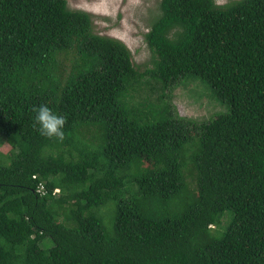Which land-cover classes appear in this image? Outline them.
Returning <instances> with one entry per match:
<instances>
[{
	"label": "trees",
	"instance_id": "16d2710c",
	"mask_svg": "<svg viewBox=\"0 0 264 264\" xmlns=\"http://www.w3.org/2000/svg\"><path fill=\"white\" fill-rule=\"evenodd\" d=\"M160 10L141 70L68 0H0V264H264V0ZM198 78L206 121L170 94Z\"/></svg>",
	"mask_w": 264,
	"mask_h": 264
},
{
	"label": "rangeland",
	"instance_id": "374dc122",
	"mask_svg": "<svg viewBox=\"0 0 264 264\" xmlns=\"http://www.w3.org/2000/svg\"><path fill=\"white\" fill-rule=\"evenodd\" d=\"M216 1L226 4L232 0ZM68 3L71 9L84 10L93 16L96 32L127 44L137 68L144 70L152 67L146 33L161 13L160 0H68ZM198 80L185 81L184 84L180 82L171 90L172 101L179 113L198 121H206L225 112L227 107L212 97L207 82L201 78ZM8 144L0 132V150L10 151ZM0 163H11L10 155L0 152Z\"/></svg>",
	"mask_w": 264,
	"mask_h": 264
},
{
	"label": "clouds",
	"instance_id": "9594fccd",
	"mask_svg": "<svg viewBox=\"0 0 264 264\" xmlns=\"http://www.w3.org/2000/svg\"><path fill=\"white\" fill-rule=\"evenodd\" d=\"M34 111L36 112L35 121L39 124L41 133L48 137L55 136L63 140L66 118L54 113L47 105H40Z\"/></svg>",
	"mask_w": 264,
	"mask_h": 264
},
{
	"label": "built area",
	"instance_id": "2783aa9c",
	"mask_svg": "<svg viewBox=\"0 0 264 264\" xmlns=\"http://www.w3.org/2000/svg\"><path fill=\"white\" fill-rule=\"evenodd\" d=\"M44 190V186L41 185L39 191L42 192Z\"/></svg>",
	"mask_w": 264,
	"mask_h": 264
}]
</instances>
